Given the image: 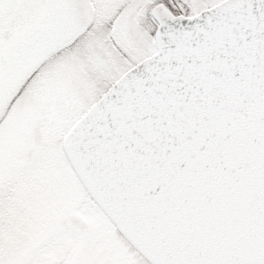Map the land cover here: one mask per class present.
<instances>
[{"label":"snow or ice","instance_id":"6c2138e0","mask_svg":"<svg viewBox=\"0 0 264 264\" xmlns=\"http://www.w3.org/2000/svg\"><path fill=\"white\" fill-rule=\"evenodd\" d=\"M0 264H264V0H0Z\"/></svg>","mask_w":264,"mask_h":264}]
</instances>
